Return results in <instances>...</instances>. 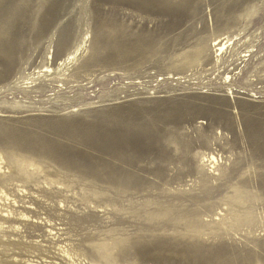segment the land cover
<instances>
[{"label":"rangeland","instance_id":"rangeland-1","mask_svg":"<svg viewBox=\"0 0 264 264\" xmlns=\"http://www.w3.org/2000/svg\"><path fill=\"white\" fill-rule=\"evenodd\" d=\"M0 159V264H264V0H0Z\"/></svg>","mask_w":264,"mask_h":264},{"label":"bare ground","instance_id":"bare-ground-1","mask_svg":"<svg viewBox=\"0 0 264 264\" xmlns=\"http://www.w3.org/2000/svg\"><path fill=\"white\" fill-rule=\"evenodd\" d=\"M227 37V36H226ZM238 37V36H237ZM88 38V37H87ZM219 39V38H218ZM221 39H222V36H221ZM228 39V38H227ZM217 42V41H216ZM225 44V43H224ZM227 44V43H226ZM227 46V45H226ZM225 47V46H224ZM223 50V47H220V50L219 51H222ZM225 50V49H224ZM79 51V50H78ZM224 53V52H223ZM79 54V53H78ZM74 55V54H73ZM221 55V54H220ZM222 56V55H221ZM248 57V56H247ZM67 61H68V59H67ZM227 81V80H226ZM229 82V81H228ZM207 155V154H206ZM212 155V154H211ZM210 156V155H209ZM208 157V156H207ZM206 158V157H205ZM208 159L210 160V161H212V162H215V163H217V160H216V158L214 157V156H210V157H208ZM208 159H207V161H208ZM0 161H1V159H0ZM206 161V160H205ZM210 164H212V163H210ZM213 168V167H212ZM165 216V215H164ZM150 218L151 219H153L154 217L152 216H150ZM159 219V218H158ZM168 219V218H167ZM168 220H170V219H168ZM164 222V221H163ZM171 224H172V222H170ZM170 225V224H169ZM177 225V224H176ZM170 227V226H169ZM172 227V226H171ZM177 227H178V225H177ZM162 228V227H161ZM164 229V228H163ZM167 229V228H166ZM175 238V237H174ZM166 239H168V238H166ZM165 240V239H164ZM158 247V246H157ZM141 250V249H140ZM139 251V250H138ZM137 252V251H136ZM146 252V251H145ZM135 255H137V254H135ZM67 256L69 257V258H71L72 259V255H70L69 253H67ZM148 256V255H147ZM149 257H150V255H149ZM152 257V256H151ZM150 257V258H151ZM73 260V259H72ZM74 263V262H73ZM86 264V263H85Z\"/></svg>","mask_w":264,"mask_h":264}]
</instances>
